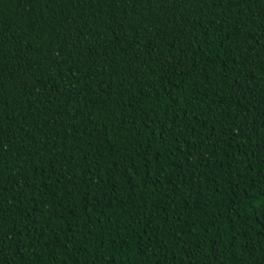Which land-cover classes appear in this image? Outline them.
<instances>
[{
  "label": "trees",
  "instance_id": "trees-1",
  "mask_svg": "<svg viewBox=\"0 0 264 264\" xmlns=\"http://www.w3.org/2000/svg\"><path fill=\"white\" fill-rule=\"evenodd\" d=\"M0 264H264V0H0Z\"/></svg>",
  "mask_w": 264,
  "mask_h": 264
}]
</instances>
